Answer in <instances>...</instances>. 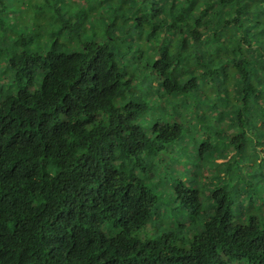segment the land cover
<instances>
[{
    "label": "trees",
    "instance_id": "obj_1",
    "mask_svg": "<svg viewBox=\"0 0 264 264\" xmlns=\"http://www.w3.org/2000/svg\"><path fill=\"white\" fill-rule=\"evenodd\" d=\"M63 1L0 21V264H264V0Z\"/></svg>",
    "mask_w": 264,
    "mask_h": 264
},
{
    "label": "rangeland",
    "instance_id": "obj_2",
    "mask_svg": "<svg viewBox=\"0 0 264 264\" xmlns=\"http://www.w3.org/2000/svg\"><path fill=\"white\" fill-rule=\"evenodd\" d=\"M63 2V0H4L3 4L6 5V12L3 15L0 14V21L3 22L4 20V22L7 24L15 27L16 35L33 36L35 38V41H33L32 44L33 48L47 50L49 48L48 43L50 42L48 39L44 40L42 38V30L45 29L47 25L48 27L46 29L50 28V25L48 24V14L50 11H58L60 14L65 11V4ZM45 23H47L46 27H40ZM15 34H11L10 37L6 39V41H1V43L4 46H10V43L12 42L10 40L15 36ZM86 34L87 33L84 32L81 35L76 33L75 36L82 37ZM7 61L9 60H7V55L5 54L0 60V75H4V69L6 67ZM168 184L169 183H163L160 186V181L151 183L162 202L161 207L163 208V206L166 204L167 207L163 208L164 212L161 213L162 219L157 221L158 224H152L148 226L147 231L146 229L142 230L140 233L141 238H152L159 232L161 233L165 231L164 229L171 228L167 218V215L170 214L165 212H171L174 209L172 208L173 202L170 199L171 195H169V192L171 191V184H169L170 190L168 189ZM169 219H171V216H169ZM173 228L175 229V226ZM184 229L185 228H179V231H183ZM180 236L184 237L185 233L180 234Z\"/></svg>",
    "mask_w": 264,
    "mask_h": 264
}]
</instances>
